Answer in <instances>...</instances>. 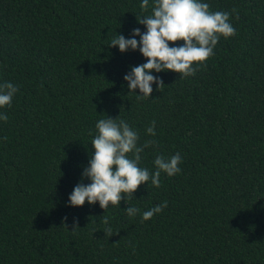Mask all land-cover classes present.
Masks as SVG:
<instances>
[{"label": "trees", "instance_id": "obj_1", "mask_svg": "<svg viewBox=\"0 0 264 264\" xmlns=\"http://www.w3.org/2000/svg\"><path fill=\"white\" fill-rule=\"evenodd\" d=\"M153 2L0 0V83L19 89L0 109V264H264V0H201L230 13L236 34L193 76L153 72L164 88L137 100L123 77L146 59L109 46L143 33L136 18ZM104 115L129 123L140 145L158 142L141 167L179 153L181 171L118 207H69Z\"/></svg>", "mask_w": 264, "mask_h": 264}, {"label": "clouds", "instance_id": "obj_2", "mask_svg": "<svg viewBox=\"0 0 264 264\" xmlns=\"http://www.w3.org/2000/svg\"><path fill=\"white\" fill-rule=\"evenodd\" d=\"M148 6L149 0H142L141 9L145 10ZM136 21L144 27L143 33L140 28H135L130 38L116 34L109 47L118 48L121 54L138 49L146 59V63L130 68L123 77L128 93L139 91V95L135 94L137 100L149 99L153 84L156 91L164 88L162 79L154 76L153 72L170 71L179 74L180 78L193 76L214 55V48L221 37L227 39L236 34L230 22V13L212 12L209 4L201 0H154L151 13L136 18ZM178 41H183L182 46H170ZM18 90V86L11 82L0 83V109L11 106ZM104 117L95 125V135L90 143L93 154L83 169L81 182L75 185L68 197L69 207L79 208L85 202L89 206L98 203L103 211L110 206L118 207L121 200L134 199L133 193L149 181L153 187H160L161 173L172 177L181 171L179 165L182 157L179 153L171 157L157 155L153 161L154 172L141 167V154L146 148L158 146V142L149 139L140 145L139 133L129 123L118 117ZM7 119L6 114L0 113V120L6 122ZM154 129L153 121L146 129V135L154 137ZM89 135H93L92 130ZM85 179L89 183H83ZM166 207L167 201L144 211L141 222L150 220ZM125 212L129 217H134L140 213V209L127 207ZM102 222L108 225L109 218L104 216ZM77 223L73 222V230L77 229ZM62 226L67 230L63 221ZM105 233L108 237L113 236L112 228L106 227Z\"/></svg>", "mask_w": 264, "mask_h": 264}]
</instances>
